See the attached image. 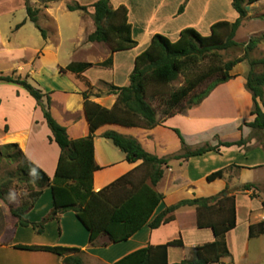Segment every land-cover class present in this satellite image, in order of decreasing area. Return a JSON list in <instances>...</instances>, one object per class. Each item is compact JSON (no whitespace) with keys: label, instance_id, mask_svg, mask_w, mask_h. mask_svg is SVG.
<instances>
[{"label":"crops","instance_id":"0c3cea01","mask_svg":"<svg viewBox=\"0 0 264 264\" xmlns=\"http://www.w3.org/2000/svg\"><path fill=\"white\" fill-rule=\"evenodd\" d=\"M98 1L30 0L31 6L39 12L36 24L28 16L25 0H0V75L28 77L36 88L49 95L52 115L67 128L72 140L90 133L85 94L91 102L113 108L118 97L110 92V86L130 84L136 58L148 49L155 35L161 34L176 42L184 29L192 27L208 36L213 24L227 20L226 17L207 20L206 13L215 0L202 1L204 11H198L193 18L188 16L196 0H111L114 9L128 8L133 37L138 42L134 49L112 53L108 45L88 41L96 30L93 5ZM184 3L185 11L179 14ZM74 4L88 7V11H69L68 6ZM254 4L247 7L249 17ZM236 14H231V22L239 17ZM183 19L187 20L181 23ZM110 59L112 66H104ZM84 63L94 66L80 74L65 70L72 64ZM249 71L246 62L237 65L231 72L234 79L217 87L202 104L168 117L154 129L102 126L95 137V161L100 170L94 175V190H103L142 165L141 161L128 162L126 154L103 137L106 132L134 138L147 152L159 158L182 153V142L176 130L193 148L207 142L216 145L217 137L222 142L249 139L243 147H222L218 153L171 161L155 188L164 199L151 219L181 201L214 197L229 188L236 196L237 226L226 236L231 256L223 259V263L245 264L250 259L251 244L264 238L262 235L250 239V226L264 221V198L252 197L255 192L260 193L264 185V132L254 134L247 126L255 120L253 98L246 89ZM227 105L236 112L234 116L225 113ZM52 138L44 113L29 92L20 85L0 81V146L17 144L30 161L53 179L61 149ZM219 170L225 171L223 178L208 182L207 177ZM247 184L257 189L242 191ZM52 211V189L47 188L26 213V220L40 223ZM179 238L186 248L215 241L211 229L198 228L196 210L192 207L179 209L174 221L156 230L146 225L127 241L113 244L103 236L92 246L90 233L75 212L60 214L47 222L43 233H39L33 226H21L9 205L0 200V264H65L59 255L22 250L17 246L77 248L84 252V264H115L138 249ZM253 250L255 253V247ZM168 256L170 264L180 263L186 259L187 251L183 247H170Z\"/></svg>","mask_w":264,"mask_h":264},{"label":"trees","instance_id":"16d2710c","mask_svg":"<svg viewBox=\"0 0 264 264\" xmlns=\"http://www.w3.org/2000/svg\"><path fill=\"white\" fill-rule=\"evenodd\" d=\"M261 0H232V7L239 17L235 22L219 21L212 25L211 34L202 35L195 28L184 29L178 41L157 34L147 50L135 61L130 84L126 87L110 86L111 93L117 95L113 108L107 109L90 101L85 94V111L90 125L88 136L72 140L67 128L62 126L51 113V98L36 88L28 77L0 75V81L22 86L38 102L53 138L61 149L55 177L51 179L46 172L35 165L22 152L17 144L0 146V163L15 164L16 170L0 181V200L11 208L12 214L23 227L33 226L43 233L45 225L60 214L73 211L90 233V244L95 246L98 239L107 236L111 243L129 240L146 225L156 230L175 220V213L183 207L195 208L199 229H211L215 241L195 248H186L182 238L163 245L147 246L123 257L115 264H170V247H183L187 257L175 264H224L223 259L231 256L227 244V234L236 228V196L225 189L209 198L184 200L167 208L151 221L164 195L156 191L163 179L165 169L171 161L203 156L210 152H220L222 147H243L249 139L238 142H222L213 145L207 142L193 148L189 146L181 133L176 130L182 142V153L167 158H159L147 152L134 138H128L116 132H106L103 137L126 154L130 163L142 162L131 173L121 177L110 186L96 192L94 175L100 170L95 161L96 132L104 125H119L126 128L151 130L163 120L202 104L214 90L234 79L231 72L241 63H248L246 89L251 93L255 120L247 124L255 132H264V58L253 59L251 54L264 42V36L253 37L247 43H239L236 36L244 21L249 17L248 6ZM188 2V0H187ZM30 20L38 23V10L30 0H25ZM93 19L96 30L88 38L91 43H104L112 53L127 51L138 46L133 37L132 24L129 22V10L126 6L114 9L111 0H99L93 5ZM186 3L179 14L185 11ZM71 12H87L88 7L79 4L69 5ZM243 48L244 54L225 62L221 52ZM94 65L91 63L72 64L65 70L76 74L84 73ZM112 66V60L104 64ZM262 69V71H258ZM185 76L184 84L167 94H157L156 101L162 109L160 120L158 111L148 100L149 88L160 89ZM209 84V85H208ZM206 86V89L200 90ZM184 107V108H183ZM224 170L207 177L208 182L221 179ZM141 176H138L140 175ZM19 184L28 186V201L19 204L12 196L14 187ZM52 189L53 211L40 223L26 220V213L35 205L47 189ZM257 189L253 184L243 186L242 191ZM253 198H256L253 194ZM264 207V203H263ZM151 221V222H150ZM264 235V221L250 226V239ZM18 249L44 251L64 258L65 264H84V252L77 248L62 246H17Z\"/></svg>","mask_w":264,"mask_h":264},{"label":"rangeland","instance_id":"374dc122","mask_svg":"<svg viewBox=\"0 0 264 264\" xmlns=\"http://www.w3.org/2000/svg\"><path fill=\"white\" fill-rule=\"evenodd\" d=\"M202 1H204V0H196L194 7L192 8L190 15L188 16L189 18H193V17L197 16L198 11H204L205 6H202ZM176 2H177V0H176ZM214 2H216V3H214ZM256 4L253 5V6H255L254 7L255 9H253V11H252V16L248 17L244 21V23L242 25L243 27L241 28V30L239 29L240 31H238V33H237L236 41L239 43H247L253 37L264 36V32H262V26L264 24V1L256 3ZM212 5L213 6L209 7L210 12L207 11V13H206L207 20L224 19V17H226L227 20L230 21V17H232L233 14L237 15L236 12L233 10L232 0H215V1H213ZM215 5H216V7H215ZM176 9H178V7H176ZM38 13H37V15H38ZM231 14H232V16H231ZM20 16L21 15H17V17H20ZM186 20L187 19H183L181 21V23L185 22ZM2 26L5 27L4 24H2ZM243 54H244L243 48H238V49L236 48V49H231L228 51L221 52V55H222L223 60L225 62H228L230 60L238 58V57L242 56ZM251 58H253V59L264 58V42L257 48L256 51H254L251 54ZM246 64H247V66H249L248 63H246ZM258 71H262V69H258ZM184 82H185V76L182 75V76H180L178 81L171 83L169 85H163L160 89L149 88L148 100L153 105V107L158 111V117L160 120L163 118V113H162V109L160 108L158 102L156 101L157 100L156 99L157 94H167L171 91H175V90L179 89L184 84ZM205 89H206V86H204L200 91L203 92ZM225 113H227L229 116H234L236 112H234V109L230 105H227L226 109H225ZM262 138L263 137L260 136L259 140L262 141ZM15 170H16L15 164L11 165L5 161L1 162L0 163V181L4 180V178H6V176L9 173L14 172ZM138 176H141V174ZM14 190L15 191L12 192V196L16 202L19 203V198H20L19 196H21L20 199L22 200L20 203L28 201L29 190H28L27 185L19 184V185H17V187H14ZM254 195L257 197L262 196V198H264V185L261 186L260 193L255 192ZM253 247H255V249H256L255 253L252 252V251H254ZM178 250H179L178 252H180V253L183 252L181 249H178ZM250 250H251L250 259L245 261V264H264V238L261 240H255L251 244ZM238 264H242V263H238Z\"/></svg>","mask_w":264,"mask_h":264}]
</instances>
